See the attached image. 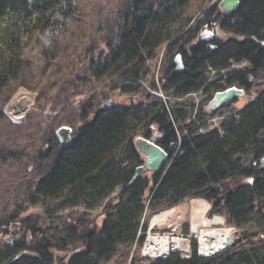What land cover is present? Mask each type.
I'll return each mask as SVG.
<instances>
[{
	"label": "trees",
	"instance_id": "trees-1",
	"mask_svg": "<svg viewBox=\"0 0 264 264\" xmlns=\"http://www.w3.org/2000/svg\"><path fill=\"white\" fill-rule=\"evenodd\" d=\"M209 3L0 0V238L13 236L11 244L0 241V264H54L53 250L78 243L82 250L62 264H264V93L244 110L227 103L207 112L216 93L264 72V0H240L232 13L218 3L205 9ZM215 24L232 37L197 40ZM160 57L162 90L174 100L201 91L197 104L169 111L143 92L149 64ZM230 61L247 62L251 71L223 76ZM19 87L37 96L14 122L5 107ZM114 91L137 97L115 105ZM222 113L229 117L220 133H200L197 123ZM62 127L71 129L65 145L56 138ZM154 134L162 149L175 145L168 163L132 181L144 164L135 140ZM190 200L204 201L225 228L246 233L232 235V245L213 258H199L195 244L189 259L177 252L139 258L143 217ZM96 207L93 220L63 214ZM31 208L41 215L24 216ZM163 255L159 245L152 258Z\"/></svg>",
	"mask_w": 264,
	"mask_h": 264
},
{
	"label": "rangeland",
	"instance_id": "rangeland-1",
	"mask_svg": "<svg viewBox=\"0 0 264 264\" xmlns=\"http://www.w3.org/2000/svg\"><path fill=\"white\" fill-rule=\"evenodd\" d=\"M221 0H210V3L205 7H211L214 4L219 3ZM201 13V12H200ZM203 29V30H202ZM198 35L197 40L201 36L204 37V39L212 40L214 39L215 31L218 32L217 37L220 40H226L228 38H231L232 36L230 34L224 33L222 31H218V26L212 25L206 28H202ZM162 57L158 58L157 60L151 62L149 64V75L143 80L144 86H143V92L151 94L155 96L156 98H159L163 101L162 98L156 96L155 94H158L161 92L163 94L164 100L166 101V107L169 111H171V107L174 104H183L185 101L194 102L197 104L200 101V97H188L185 101H179L174 100L169 96V93H166L162 90V84L159 83V67L161 66ZM153 84L154 87H151L150 84ZM251 95V94H250ZM37 96V92H31L26 90L25 88L19 87L14 92V95L9 100L8 104L5 107L6 114L14 121V122H20L23 117L26 115L27 112H29L33 108V104L35 103V99ZM110 102L115 105H127L132 100H134L137 96L134 94L128 95V94H122L120 91H114L110 92L109 94ZM82 98H78L72 106L77 105ZM23 100H27L28 103L26 104V107L21 108L20 110L17 109L19 106V103H21ZM107 102V101H106ZM18 103V104H17ZM246 102L243 101L242 98L238 99L237 103L235 102L233 106L234 110L241 109V106L245 104ZM20 107V106H19ZM23 111L22 113H17V111ZM44 115L48 116V112H44ZM21 116V118H20ZM243 182L248 183V180H243ZM117 193V192H116ZM114 196V195H113ZM204 205H206V210L203 211ZM193 210V211H192ZM209 206L201 200H190L187 202H184L170 210L154 214L150 217H143V223L147 224L146 232L144 233V243L143 246L139 249V258L141 259H149V260H156V259H163L164 256L167 254H170L172 252H177L180 248L179 246H182V243H178L177 240L181 242V240H186V242L183 244V248L186 247L189 250L190 256L193 244L196 246V254L198 256L199 253V242L202 235L207 234L211 232L212 230H226L228 228L224 227V221L222 218L218 216H209ZM195 211V212H194ZM86 213L89 214L90 217H88L89 220H93L95 217L99 216L101 213V207H96L92 210L86 211L84 208H77L74 210L66 209L63 211L64 215H69L71 213ZM29 215H41V211L38 208H31L28 210V212L24 216ZM206 220H212L214 218H219L222 220V228L221 227H204L201 226L202 219ZM199 224V225H198ZM197 225V231L193 229V227ZM12 229L10 228V232ZM246 229H239L234 230L231 229L232 235L242 237L243 234L246 233ZM12 239L13 236H3L0 238V241H3L5 239ZM28 239V236H27ZM150 239H155L157 241L155 247H151L152 245L149 244ZM233 240V239H232ZM158 245H160L161 251L164 252V255L162 257H156L152 258L158 253ZM81 244H72L69 245L66 250L64 251H55L53 250V258H54V264H62L67 261V259L75 252L82 250ZM170 250V251H169ZM179 254V252H177ZM181 257V256H180ZM167 258V257H166ZM200 258V257H199ZM184 259V258H183Z\"/></svg>",
	"mask_w": 264,
	"mask_h": 264
},
{
	"label": "water",
	"instance_id": "water-1",
	"mask_svg": "<svg viewBox=\"0 0 264 264\" xmlns=\"http://www.w3.org/2000/svg\"><path fill=\"white\" fill-rule=\"evenodd\" d=\"M240 0H221L218 3L219 8L224 13H232L234 12ZM214 49V47H211ZM176 65L179 69L182 68V62L179 56L175 58ZM243 92L234 87H230L222 92L216 93L212 100L207 105V112L213 113L216 109L220 108L222 105L230 103L234 98L242 97ZM71 129L67 127L59 128L56 131V138L60 142V144L65 145L70 140ZM157 136H153L149 140H145L142 138H137L135 140V147L138 153L143 157L144 164L141 167L136 168L135 173L132 177V181H134L137 177L142 175L143 173L151 172L157 173L161 171L164 166L168 163V156L160 147L155 144ZM264 164V160L261 162V166ZM251 183V180L248 184ZM5 243L11 244V239H5ZM232 245V232L231 229H226V233L221 242V246L219 250L207 251L204 254H201V258H213L219 252L228 249Z\"/></svg>",
	"mask_w": 264,
	"mask_h": 264
},
{
	"label": "flooded vegetation",
	"instance_id": "flooded-vegetation-1",
	"mask_svg": "<svg viewBox=\"0 0 264 264\" xmlns=\"http://www.w3.org/2000/svg\"><path fill=\"white\" fill-rule=\"evenodd\" d=\"M206 27H208V26H205L204 28H206ZM217 30L219 31V29H217ZM215 35L216 36H214V38H218L217 37V35H218L217 31H215ZM203 36L198 38V40L207 41L206 39H204ZM240 40H242V39H240ZM262 45L264 46V41L262 42ZM235 65H237L238 68H234ZM176 70H180L177 65H176ZM248 71H251V69H250V65L247 62L236 63L234 61H230V63L228 64V67L226 69H224L221 74L223 76H226V74L239 73L240 74V78H241L243 76V74L247 73ZM246 84H248V83H246ZM219 85L220 86H224L225 85V81L224 80L220 81ZM232 87H234V88H236L238 90H241L243 92V96L242 97H238V98H234L230 103H232L234 105L235 102L237 103L238 99L242 98L243 101H245L246 103L243 104V106H241V109H239V110H244L247 106H249L250 103L253 102L254 99H256L258 97V95H260L261 93H264V72L258 70V72L255 74V76L249 77V84L247 86L235 85V86H232ZM201 96H202V92H201V94L198 97L201 98ZM188 97L190 98V96L188 95V96H186V97H184L182 99H179V101H183V100L185 101L186 99H188ZM106 106H110V102L109 101L106 103ZM153 136H157V139L155 141V144H156V142H157V140L159 139L160 136L158 134H154ZM174 147H175V145H173V144H171L166 149H162L160 147L167 154L168 160H169V155L168 154ZM262 160H264V159H261L260 163H259V168L260 169L264 168V164L261 166ZM254 165H256V164H254ZM247 180H248V182L251 180V183H252L253 182V177H250Z\"/></svg>",
	"mask_w": 264,
	"mask_h": 264
},
{
	"label": "bare ground",
	"instance_id": "bare-ground-1",
	"mask_svg": "<svg viewBox=\"0 0 264 264\" xmlns=\"http://www.w3.org/2000/svg\"><path fill=\"white\" fill-rule=\"evenodd\" d=\"M176 58V57H175ZM181 59V58H180ZM174 62L176 64V61L174 59ZM182 62V61H181ZM195 94V93H194ZM192 94H189V96ZM28 103V101L23 100L21 103H19V106H17V109H21L24 108V106L26 107V104ZM18 104V103H17ZM211 130L206 129L205 132H209ZM206 210V205H204V209L203 211ZM193 211V210H192ZM195 212V211H194ZM199 225V224H198ZM222 220L219 218H214L212 220H206V219H202L201 222V226L204 227H221L222 228ZM197 225H195L193 227V229L195 231H197ZM226 233V230H212L211 232L204 234L201 236L200 238V242H199V252L200 254H204L207 251H214V250H219L220 246H221V242L223 240V237ZM157 241L155 239H150L149 240V244L152 245L151 247H155L156 246ZM159 246V245H158ZM158 249V248H157Z\"/></svg>",
	"mask_w": 264,
	"mask_h": 264
},
{
	"label": "built area",
	"instance_id": "built-area-1",
	"mask_svg": "<svg viewBox=\"0 0 264 264\" xmlns=\"http://www.w3.org/2000/svg\"><path fill=\"white\" fill-rule=\"evenodd\" d=\"M234 68H238V66L235 65ZM213 74L214 73L212 72V75ZM141 84H142V86H144L143 83H141ZM200 94H201V91H199V92H197L195 94L190 95V97H197ZM155 95L158 96V97H160V98H162L163 99V102H164V104L166 106V101L164 100L163 94L161 92H159L158 94H155ZM19 110L17 111V113H22L24 111V110L23 111H19ZM228 117L229 116L227 114L222 113V114L217 115L215 117L209 118V119L205 120L204 122L197 123V124H199V125L202 126V128L200 129V133H205V130L206 129H209L211 131H217V132L220 133L221 132V124ZM20 118H21V116H20ZM177 241H178V243H180V245L182 243V246H179L180 248L178 249L177 252H179V255L181 256V258L189 259L190 258V253H189L188 248H186V247L183 248V244L186 242V240H181V242L179 240H177ZM168 255L169 254H167L166 256H164V258L168 257ZM198 257L201 258L200 252L198 253Z\"/></svg>",
	"mask_w": 264,
	"mask_h": 264
}]
</instances>
